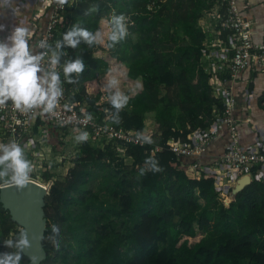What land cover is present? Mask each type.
<instances>
[{
	"label": "trees",
	"instance_id": "obj_1",
	"mask_svg": "<svg viewBox=\"0 0 264 264\" xmlns=\"http://www.w3.org/2000/svg\"><path fill=\"white\" fill-rule=\"evenodd\" d=\"M215 2L78 0L64 13L69 29L78 23L93 32L105 11L133 19L114 52L97 56L96 45L83 42L77 49H65L69 57H82L85 63L78 83L66 82L68 95L86 103L87 113L111 121L103 110L101 77L117 67L114 76L124 81L121 91L130 99L115 124L150 135L164 149L152 155V144H129V164L112 144L81 142L74 166L45 196L44 236L55 223L62 243L57 251L45 240L47 256L41 264H264V182L255 173L253 182L225 206L218 200L217 175L191 177L188 163L177 160L166 146L170 138L187 140L193 131L208 127L214 112L223 110L202 64L206 33L200 19ZM93 4L99 12L85 15ZM218 27L221 40L227 41L228 29ZM37 29L32 41L42 31ZM130 33L137 38H129ZM52 129L47 128V135L56 139ZM148 157L163 171L153 172L145 164ZM43 175L45 180L52 177ZM0 224L5 235L19 230L1 202ZM28 262L24 255L21 264Z\"/></svg>",
	"mask_w": 264,
	"mask_h": 264
},
{
	"label": "built area",
	"instance_id": "obj_2",
	"mask_svg": "<svg viewBox=\"0 0 264 264\" xmlns=\"http://www.w3.org/2000/svg\"><path fill=\"white\" fill-rule=\"evenodd\" d=\"M77 1L69 0V4L61 9L51 0H43L46 5H39L35 8L33 17L38 23L46 15H48V20L44 31L39 32L34 40L47 39L50 44H54L56 40L61 39L59 27L64 23V13L68 7L76 4ZM218 1L221 10L224 11V15L219 14L218 17L221 24L229 31L228 40L221 42L226 51L231 50L229 59H225L226 66L224 65L221 69L225 71L224 73L230 75V78L221 80L217 78V74H211V85L213 95L223 102V110L214 112L208 127L193 131L189 134L187 140L170 138L166 146L175 154L177 160L188 163V172L191 177H201L203 174L215 173L217 175L215 188L219 194L218 199H221L228 206L231 202L228 195L229 191L239 177L250 173L254 180L256 173L264 182V137H258L248 145L241 144L242 129L252 122V117L250 115L240 117L236 113V98L231 91L230 84L227 83L231 79H238L240 74L246 71H249L252 75L264 74V41L256 39L254 23L241 15L238 0ZM126 18L128 26L134 25L131 17ZM37 30V28H34L33 33ZM61 80L64 96L59 101L56 117H49L46 114H22L13 109L10 101L5 108L0 109V143H6L10 139H14L21 144L22 148L29 146L34 141V137L45 136L47 128L50 126V129L53 128L52 131L56 134L59 129H77L78 132L87 131L89 133L88 141L94 146L106 147L112 144L118 153L120 149L122 150L123 153L118 155L123 157L129 144L144 147L150 145L138 141L137 137L142 134L141 132L116 125L107 116L101 120L97 115H92V121L85 123L83 112H86V108L82 107L83 103L80 104L70 99L62 70ZM66 104L68 108L64 107ZM106 109L110 111L108 107ZM106 109L103 108L104 112L108 114ZM39 120H41V123L35 132ZM68 120L71 122L61 123ZM221 139H225L226 144L220 154L208 160L206 158L209 156L207 154L208 150ZM35 140L38 141V138H35ZM163 149L164 147L161 145L152 144L150 152L153 155ZM41 168L44 170L50 169L47 165L43 166L42 162ZM36 176L37 174L32 172L31 180L41 182ZM224 198L228 200V204L225 203Z\"/></svg>",
	"mask_w": 264,
	"mask_h": 264
},
{
	"label": "clouds",
	"instance_id": "obj_3",
	"mask_svg": "<svg viewBox=\"0 0 264 264\" xmlns=\"http://www.w3.org/2000/svg\"><path fill=\"white\" fill-rule=\"evenodd\" d=\"M51 2L61 9L69 4V0ZM0 7H10V0H0ZM94 12H99L98 4L89 6L85 15ZM107 26V47L112 49L129 34L127 18L123 13L117 14L113 11L107 20ZM4 27L0 24V30ZM82 42L89 47L104 43L102 31L98 29L93 32L75 23L62 34L61 39L50 44L47 39L32 41L30 29L26 26H14L4 39H0V109L5 108L10 101L13 109L22 114L56 117L59 101L64 96L61 70L64 81L69 84L78 83L79 75L85 70L83 58H71L65 49H77ZM66 56L67 59H62ZM119 83V79L112 76L104 85L108 92L107 101L112 109L106 111L111 121L116 124L121 122L119 114L130 99L121 91ZM64 107L68 108V105ZM83 119L86 123L92 121L93 116L83 112ZM70 122L68 120L61 123ZM74 139L78 143L85 142L89 139V133L79 131ZM137 139L146 144L154 143L150 135L140 134ZM145 164L150 165L153 172L163 171L154 157H148ZM32 172L33 166L20 143L14 139L0 143V183L22 190L29 185ZM144 172L145 169L140 168L139 174L143 175ZM32 240H38L41 246L47 240L59 251L62 243L61 228L53 223L47 237L33 234ZM32 240L29 239L28 231L21 227L12 238L3 241L4 246L11 251L0 252V264H21L24 254L32 248ZM28 260L30 264H37L39 256L32 253Z\"/></svg>",
	"mask_w": 264,
	"mask_h": 264
},
{
	"label": "crops",
	"instance_id": "obj_4",
	"mask_svg": "<svg viewBox=\"0 0 264 264\" xmlns=\"http://www.w3.org/2000/svg\"><path fill=\"white\" fill-rule=\"evenodd\" d=\"M238 3L241 7V15L254 23L256 39L264 41V0H238ZM39 5L45 6L46 3L44 4L43 0H10V7H0V24L5 26L3 30H0V39H4L16 25L28 27L30 29V37L34 28L39 27L44 31L47 22L45 19L48 15L43 17L39 23L33 17L34 9ZM13 9H15V12ZM222 11L219 1L216 0L215 5L211 9L205 10L203 14L205 12H214V15L217 14L216 16L218 17L219 14H222ZM203 14L200 19L202 23L203 20H205ZM216 21L208 25L200 23V26L206 33V37L211 35V33H209V35L207 34L206 28H208V31H214L216 37L222 41L218 27L222 25L220 18L218 17ZM207 53L208 49L206 48L205 55ZM217 78L221 80L229 79L230 75L222 73L221 76H219L217 74ZM229 83L237 102L236 113L240 117H245L246 115L252 117V122H250L246 128L242 129L240 136L241 144L248 145L256 138L264 137V100L261 99L264 96V74L258 73L252 75L249 71H246L240 74L238 79H231ZM251 85L252 88H250ZM249 93H251V95H249ZM225 144V139L215 142L210 150H208L207 154L209 156L206 158L210 160L211 157L218 156Z\"/></svg>",
	"mask_w": 264,
	"mask_h": 264
},
{
	"label": "rangeland",
	"instance_id": "obj_5",
	"mask_svg": "<svg viewBox=\"0 0 264 264\" xmlns=\"http://www.w3.org/2000/svg\"><path fill=\"white\" fill-rule=\"evenodd\" d=\"M111 11L107 12L105 11L103 18L100 21L99 24V30L102 31V34L104 36V43L97 44L95 47V54L97 56H104L109 52H114V50L117 48V44L114 48L109 49L107 47V34L109 32V28L107 26V20L111 15ZM205 20H203V23L200 21L201 24L208 25L210 23H214V21L218 20V17L214 15V12H205L203 14ZM218 22V21H216ZM200 24V25H201ZM68 24H61V27L59 28L61 34L69 30ZM207 27V26H206ZM207 34L211 33L207 39L205 40L206 48L208 49V53L203 56L202 58V64L206 70L207 73H210L212 75H216V73L221 76L222 73L225 71H222V67L225 65L226 62L225 59H229V55L231 53V50L226 51L224 49V45L222 42L216 37L214 31H208ZM62 36V35H61ZM137 38L135 33H130L129 38ZM117 67H110V71L107 74L102 75L101 77V86L102 90L105 91V96L102 98V105L103 108L106 109L108 107L109 109V103L106 99V92L104 85L106 84L107 80L110 79L112 76L115 75V70ZM226 74V73H225ZM224 80V79H223ZM119 87L122 90L123 89V80H120ZM211 82V80H210ZM230 84L229 82H227ZM231 86V85H230ZM76 92V90H75ZM108 93V92H107ZM82 107L85 109L87 107L86 103L82 104ZM110 110V109H109ZM49 126V124H48ZM50 127V126H49ZM56 134V133H55ZM78 134L77 129L74 130H58V133L55 135V138L52 134L49 133L51 137L47 135V132L45 136H37L34 137V141L29 146H24L23 150L26 155V157L30 160L32 166H33V172L37 174L36 178L41 181L43 187L47 190V186L49 188L48 193L50 192L49 185L53 184L55 180H63L65 176L68 174L69 169L74 166V159L78 156V154L81 153L80 143L76 142L74 137ZM48 136V137H47ZM35 138H38V141L35 140ZM122 150H119V154H122ZM125 158L126 163H131V159L127 157ZM41 162L42 165H47L50 169L44 170L41 168ZM44 172H49L52 174V177L48 180L44 179ZM47 184V185H46ZM3 183L0 184L2 186ZM47 193V194H48ZM221 198V197H219ZM225 199V198H224ZM221 203L222 200L218 199ZM225 203L228 204V200L225 199ZM224 204V203H223ZM225 205V204H224ZM226 206V205H225ZM12 222H15L11 219ZM16 223V228L20 229L21 226ZM14 236L13 232H10L9 234H4V228L0 224V252L4 251H11V249H7L3 241L9 238H12ZM64 244V243H63ZM75 246V245H74ZM74 253V252H72ZM71 264H73V261H71Z\"/></svg>",
	"mask_w": 264,
	"mask_h": 264
},
{
	"label": "water",
	"instance_id": "obj_6",
	"mask_svg": "<svg viewBox=\"0 0 264 264\" xmlns=\"http://www.w3.org/2000/svg\"><path fill=\"white\" fill-rule=\"evenodd\" d=\"M252 182L253 177L250 173L239 177L229 191L231 201L236 200L237 195ZM47 193L48 190L41 183L33 180L22 190L9 185L0 186V202L3 208L9 211L13 221L28 231L30 240L33 234L45 235L47 229L45 196ZM32 253L39 256L37 264H41L47 256L44 243L41 246L38 240H32V248L24 255L28 258Z\"/></svg>",
	"mask_w": 264,
	"mask_h": 264
}]
</instances>
